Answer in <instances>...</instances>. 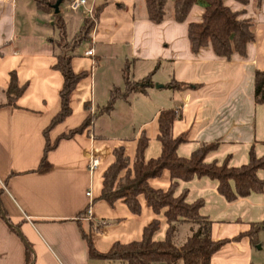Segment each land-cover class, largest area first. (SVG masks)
I'll use <instances>...</instances> for the list:
<instances>
[{"label":"crops","instance_id":"obj_1","mask_svg":"<svg viewBox=\"0 0 264 264\" xmlns=\"http://www.w3.org/2000/svg\"><path fill=\"white\" fill-rule=\"evenodd\" d=\"M87 1L92 4L93 19L85 8L69 10L68 0H62L57 13L38 9L35 0H0V208L5 216H0V264H26L27 246L32 264H126L90 258L82 230L90 234L96 250L106 252L116 241L139 240L153 218L160 221L154 239L164 238V215L154 214L143 196H139L140 214H132L120 200L113 205L98 200L102 174L114 160L115 147L123 146L132 162L137 139L144 131L149 138L145 158L160 154L157 116L162 110L177 112L172 135L186 137L176 150L181 157H188L203 143L216 145L206 155L207 162L240 166L248 162L251 150L257 157L264 155V104L254 95L255 71L264 70V2L255 13L251 3L225 0L233 10H246L245 16L255 22L256 34L246 57L234 54L225 59L211 47L198 53L190 49L187 27L201 19V1L179 23L173 19V0H168L165 18L157 24L147 19L145 0ZM56 14L65 24L67 45L63 48L55 45ZM85 19L91 26L83 42L89 45L80 50L81 42L72 50L69 44ZM90 48L93 55L85 56ZM103 50L115 61V76L109 80L104 79L106 71L100 63ZM66 52L73 54V71L86 75L70 94V115L44 134L60 110L63 78L53 66L56 55ZM126 68L132 81L140 82L151 74L152 86L117 98L113 108L104 111L107 103L100 108L94 95L97 82L103 86L99 97L109 100L113 89L124 90ZM12 71L18 86L26 88L9 105L5 91ZM172 82L180 88H170ZM118 102L133 117L129 136H108L99 123L102 116L116 114ZM87 117H92L90 125L59 140L40 167L46 137L52 144ZM91 156L99 159L93 173L88 169ZM256 174L264 180V169ZM170 182L167 170L148 180L151 187L163 190ZM184 190L186 201L203 200L200 213L212 222L213 240L231 239L247 231L250 223L264 220V189L228 201L217 191V182L204 176L178 180L174 194ZM258 238V246L248 237L225 243L211 256L210 264H264L263 231Z\"/></svg>","mask_w":264,"mask_h":264},{"label":"trees","instance_id":"obj_2","mask_svg":"<svg viewBox=\"0 0 264 264\" xmlns=\"http://www.w3.org/2000/svg\"><path fill=\"white\" fill-rule=\"evenodd\" d=\"M198 1L204 3L201 19L190 22L187 27V37L192 53H198L205 47H211L218 57L230 59L234 54L246 57L247 47L256 39L254 32L255 22L252 17L245 16L246 10H233L225 0H173V19L176 22H184L189 11ZM241 5L251 3L252 9L258 13L264 0H234ZM56 0H35L38 9L45 12L53 11ZM168 0H145L147 19L153 23H160L166 15ZM106 4V3H105ZM104 4V5H105ZM103 5V6H104ZM98 10H94L96 16ZM54 26L58 37L55 45L63 48L66 41L65 24L59 14L54 15ZM90 20L84 21V26L71 40L69 47L74 49L88 38ZM73 54L60 53L56 55L53 68L60 72L63 84L60 91V110L52 118L47 130L61 122L71 113L69 98L77 83L85 77V72L76 73L71 66ZM127 68L124 70V90L117 88L110 93L109 100L104 111H110L117 98L126 97L134 91L144 92L145 88L152 86L151 74L145 76L140 82L132 81L128 77ZM170 88H180L176 82L168 85ZM26 86H18L15 72H10V82L5 91L6 104H14L17 98L24 92ZM254 95L258 103L264 104V70H256L254 74ZM178 117L175 109H166L157 116L158 134L161 151L155 158L146 159L145 150L149 138L144 131L139 135L132 162L124 153V147H115L112 151L114 160L108 165L102 174V187L98 200H103L109 205L122 201L132 214H140L141 206L139 196H143L147 205L154 214L163 213L167 223L164 238L154 239V234L160 228L158 218L144 226L141 238L129 242H114L106 252H99L94 248L89 233L82 230V237L88 249L90 258H98L108 261H119L126 264H210L211 256L227 242L248 237L250 243L255 246L259 243L258 233L264 232V220L250 223L247 231L239 233L231 239L213 240L211 237V221L200 213L203 200L193 202L186 201V190L175 195L174 191L178 180L190 181L195 177H208L217 182V191L226 200L233 201L238 197H244L252 192L260 193L264 189V180L260 179L256 172L264 169V155L257 157L251 150L249 160L240 166H229L227 161L217 163L205 160L208 152L213 150L215 144H201L193 150L188 157H181L176 150L180 143L185 141V135L174 137L172 126ZM92 121L87 117L84 122L59 135L50 144L47 137L43 155L40 161L42 166L46 154L59 140L71 138L86 129ZM163 170L170 173L171 182L167 189H156L148 184L151 178L160 177ZM122 172H124L122 174ZM3 211L0 208V216ZM179 224L190 225L188 235L181 245L175 242V235ZM196 225V228L192 226ZM100 225H97L99 227ZM32 262V254L29 247L26 249V264Z\"/></svg>","mask_w":264,"mask_h":264},{"label":"rangeland","instance_id":"obj_3","mask_svg":"<svg viewBox=\"0 0 264 264\" xmlns=\"http://www.w3.org/2000/svg\"><path fill=\"white\" fill-rule=\"evenodd\" d=\"M168 11L169 9L171 10V6L167 7ZM89 45L88 41L83 42L80 45V50L86 48ZM96 47H103L101 45H97ZM101 66H102V70H105V75H104V79L105 80H109L111 78H113L115 76V64L113 60H110L109 55L104 54V50L101 51ZM103 55L107 56V58H104ZM99 63V64H100ZM96 89L94 90V95L96 98V101L98 102V105L100 106V108L105 105L107 103L108 97H106L105 101L102 100V97L100 98L99 96H101L102 94V90H103V86H102V82H97L96 84ZM108 96V95H107ZM122 102H118V106H117V112L114 116H102L101 118V125L104 128V134L108 135V136H129L133 133V129H132V125H133V117L128 114V112L126 111V106H122L121 104ZM98 125V122L96 124V126ZM124 172H122L123 174ZM110 224L112 222H109ZM108 223V224H109ZM106 227V226H105ZM190 227L189 224H179L178 225V230L176 232L175 235V242L179 243V242H183L186 238L187 235H189V231L188 228ZM193 228H196V225L192 226ZM95 234L97 233L96 230H94ZM262 241L264 242V238H262ZM258 246V245H257Z\"/></svg>","mask_w":264,"mask_h":264},{"label":"built area","instance_id":"obj_4","mask_svg":"<svg viewBox=\"0 0 264 264\" xmlns=\"http://www.w3.org/2000/svg\"><path fill=\"white\" fill-rule=\"evenodd\" d=\"M80 8H85L87 11V14L90 18H94L93 12H92V4H89L87 0H68V9L71 11H77ZM85 56H92L93 55V49H87L84 51ZM99 165V159L95 156H91L89 158L88 162V169L90 170L91 173H93ZM87 196H91V192L87 191L86 192ZM86 213L88 215L91 214V202L89 203V206L86 210Z\"/></svg>","mask_w":264,"mask_h":264},{"label":"water","instance_id":"obj_5","mask_svg":"<svg viewBox=\"0 0 264 264\" xmlns=\"http://www.w3.org/2000/svg\"><path fill=\"white\" fill-rule=\"evenodd\" d=\"M61 2H62V0H56V2L52 5L55 13L58 12V8H59V5ZM2 216L5 217L3 213H2ZM30 264H32V263H30Z\"/></svg>","mask_w":264,"mask_h":264}]
</instances>
